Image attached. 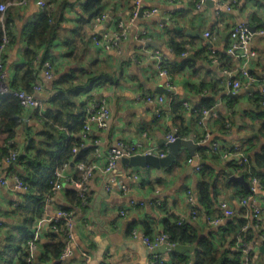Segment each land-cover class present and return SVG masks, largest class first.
I'll list each match as a JSON object with an SVG mask.
<instances>
[{
    "label": "crops",
    "instance_id": "1",
    "mask_svg": "<svg viewBox=\"0 0 264 264\" xmlns=\"http://www.w3.org/2000/svg\"><path fill=\"white\" fill-rule=\"evenodd\" d=\"M84 1L68 0L61 28L57 29L49 50L51 79L44 77L40 67L35 82L40 84L41 89L29 93H34L43 103L44 114L51 107L49 98L57 91L55 82L67 77L66 84L72 87L71 92L78 95L87 93V96L104 99L107 103L110 111L107 127H93L78 149L87 161L94 159L96 147L100 152L88 183L89 202L73 206L66 191L74 187L65 179L62 180V189L43 207V212H30L21 207L16 209L23 201L24 191L16 187L15 177L22 179L26 177V172L23 162L15 166L2 162L0 178L5 179V183H0V264H17L19 251L16 243L22 246L23 232L31 235L39 219L43 223L32 252L33 260L40 257L46 245L54 250L57 241L64 243V226L59 229L48 219L65 206L72 211L75 222L72 253L68 258L59 257L60 260L50 254L40 264H147L149 252L139 240L131 237V230L136 228L154 235L163 231V220L173 221L181 215L187 217L191 206L202 210L198 204V187L203 179L208 178L216 187L213 192L211 186L214 204L209 210H213L219 200H225L233 208L234 215L215 226L207 224L202 218L187 219L185 222L196 232L198 240L211 239L217 252L229 246L230 242H233L231 248H236L235 242L243 238L235 237L227 228V223L241 217L238 199L242 190H249L252 178H258L252 174L251 168L256 167L255 159L264 146V105L259 103L257 85L233 92L226 87L227 77L221 70L226 69L232 78H239L238 73L244 66L254 77L264 79V36L252 37L248 44V57L240 56V49L233 54L227 50L231 45L229 31L235 24L245 23L251 30L261 26L264 0H236L230 11L221 10L220 18L215 15L218 3L231 0H211V4L205 2L200 7L196 6L197 0H141L144 9H156L157 12L148 17L140 14L129 25L127 36L117 47L108 50L94 45L91 36L112 34L119 30V24L130 23L133 0H103L102 13L106 16L96 24L80 23ZM11 12L13 36L2 53L4 81L20 86L15 68L24 61L26 40L23 29L39 19L43 9L37 6L36 0H27L22 7L13 6ZM140 29L146 30L145 42L135 37ZM205 32H210L211 37L205 38ZM171 40L184 41L188 55L184 57L182 53L171 51ZM208 42L216 57L210 53ZM153 50L160 51L169 59L166 63L170 68L169 78L156 70L150 58ZM92 74L98 76L88 81ZM169 82L171 88L167 86ZM77 83L82 85L75 88ZM159 86L168 93L157 92ZM152 93L164 98L161 116L157 118L154 116L156 106L138 98ZM202 107L209 112L203 114L200 111ZM78 113L82 117L83 110ZM42 124L34 119L30 109H22L15 134L19 152L28 146L29 138L34 140L33 145L40 148L41 132L45 131ZM55 127L51 137L62 139L66 131L61 128L67 127ZM170 132L177 133V138L189 139L198 145L194 150V157L199 161L197 164H192L190 151L181 146L169 165H132L121 158L110 173L104 172L107 151L117 141L158 147L167 150L168 154L166 135ZM215 142L229 149L242 150L248 157L245 167L250 165L247 178L241 175V170L232 167L233 161L221 160L211 152ZM49 153L52 157V152ZM66 164V176L76 178L74 162ZM197 165H200L198 170ZM258 168L264 171L263 167ZM50 175L53 178V174ZM233 176L243 177L248 187L230 179ZM258 181L256 202L262 209L260 227L253 225L256 230L248 245L255 264H264V250H261L264 237L259 233L264 234V187L259 178ZM122 185L129 188L125 194L121 192ZM189 196L193 204H190ZM130 200L137 204L129 206ZM122 206L125 208L124 215L119 214ZM249 221L251 225L254 222L252 219ZM186 245L192 250L176 252L162 247L160 252L171 264L181 259H185L184 264H193L197 245Z\"/></svg>",
    "mask_w": 264,
    "mask_h": 264
},
{
    "label": "trees",
    "instance_id": "2",
    "mask_svg": "<svg viewBox=\"0 0 264 264\" xmlns=\"http://www.w3.org/2000/svg\"><path fill=\"white\" fill-rule=\"evenodd\" d=\"M14 0H0V3L12 2ZM47 3H54V6L49 9H43L42 16L27 25L23 29V35L26 40V48L23 52L24 61L21 65L15 68V73L17 78H19L20 86L14 85L9 82L8 85L11 89L24 90L25 92H32L33 85L36 83L37 72L41 67L43 69V63L49 61L52 64L50 58V48L52 47L53 38L56 37L57 29L61 28V22L63 20V11L68 4V0H45ZM103 0H85L83 5V15L79 19L81 24H88L89 22L94 23L95 17L100 16L103 12ZM60 4V5H58ZM15 5L7 7V9L1 14L0 12V48L3 44L4 36H8L10 41L12 39L11 34V22H12V8ZM14 38V37H13ZM83 38V37H82ZM86 38V36H84ZM92 38V36H91ZM9 41V43H10ZM8 43V44H9ZM70 45V43H69ZM171 51L178 53L186 52L184 41H174L171 40L169 43ZM3 51L0 49V61L3 65ZM72 52V50H71ZM213 57H216V52H214ZM167 73H170L169 66L164 65ZM91 75V74H89ZM98 74H92L88 81L96 78ZM67 77H62L55 82L57 91L49 98V103L51 107L47 111L42 112V118L38 121L43 123L45 129L41 132L40 148L34 144V140L28 139V146L19 152L18 145L10 146L7 143L9 140H15V134L17 128L20 124V117L22 114V107L19 101L13 96H7L0 99V167L1 161L6 157L11 149H15L16 158L15 162L9 164V166H15L23 162L24 171L26 172V177L20 179L22 183L26 186V191L24 192V198L22 203L16 206V209L25 208L26 211L37 210L43 212L45 198L50 194L52 187L51 175L53 170L60 164L66 162H74L76 164L80 161H87L82 158L81 151L78 149L82 146L84 139H82L78 134L82 128L81 119L84 114V108L86 102L90 100L91 96H87V93L76 94L71 92L72 87H67ZM82 83H77L75 88H79ZM260 103V98L258 96ZM77 110V111H76ZM79 110H83L82 117L79 115ZM34 117L36 113L33 112ZM55 125L66 126L64 131L66 135L62 139H54L51 137ZM264 127V123L262 124ZM64 128V127H63ZM178 136V134L176 133ZM76 147L77 151L73 152L72 149ZM47 151V152H46ZM52 152V157H49V153ZM78 153V154H77ZM83 153V152H82ZM255 159L256 167L251 168L252 174H255L260 179L262 186L264 187V171L260 170L258 167L264 168V146L259 152V155ZM232 163V162H231ZM233 168L241 170V175L247 178V171H250L249 167H238L232 164ZM21 177V176H20ZM18 178V177H17ZM257 178V177H256ZM257 178V179H258ZM214 182L209 178L203 179L199 183L198 187V204L202 207V210H209L214 204L213 198L211 196V186L213 192L216 187L213 186ZM249 190H242L241 196L247 195ZM66 194L70 196L71 203L77 202L79 204V198L76 195L75 189L67 190ZM19 207V208H18ZM61 210L71 211L69 207H62ZM198 210H200L198 208ZM36 212V211H35ZM37 212V213H38ZM245 209L241 208L239 215L243 214ZM28 214V213H26ZM36 214V213H35ZM23 215H25L23 213ZM29 215V214H28ZM28 218L29 216L26 215ZM250 218H246L243 215L239 218H235L234 221L227 223V228L234 233L235 237H241L243 239L235 242L236 248H231L233 242L229 243V246L223 248L221 252L215 250V246L211 239L201 238L197 239V234L192 230L189 223H178L176 218L173 221L168 219L163 220V231L169 235V240L175 244L190 245L196 244L197 248L195 250V261L193 264H243V251L242 246L239 243H246L248 245L249 239L253 238L254 231L253 228L255 222L249 221ZM31 220V217L28 218ZM64 226L63 221L56 222V226L61 229ZM260 227V226H259ZM258 227V228H259ZM255 229V230H254ZM61 231V230H59ZM261 235V231H259ZM32 234V233H31ZM29 232H23L21 238L23 241L22 246H18L19 258L17 264H40L42 261L46 260L51 254L52 257L59 259L61 254V248H63V242H56L55 249H48L46 245L44 252L40 257L28 258L29 253L25 250L27 246V241L31 238ZM239 246V247H238ZM249 248V245H248ZM248 256H250L252 264H255L253 260L252 251L249 248ZM60 260V259H59ZM185 259H181L179 262H174V264H184ZM59 264V263H57Z\"/></svg>",
    "mask_w": 264,
    "mask_h": 264
},
{
    "label": "built area",
    "instance_id": "3",
    "mask_svg": "<svg viewBox=\"0 0 264 264\" xmlns=\"http://www.w3.org/2000/svg\"><path fill=\"white\" fill-rule=\"evenodd\" d=\"M197 7H200L203 3H205L206 0H197ZM27 3V0H14L12 2H6V3H0V12L1 14L7 9V7L15 5V6H24ZM236 3V0H231L227 3H218L217 8L215 10V15L217 18L221 17V10L230 11L232 9V6ZM36 4L41 9H49L54 6V3H47L45 0H36ZM157 12L156 9H144L142 6L141 0H133V12L131 15L130 23L128 24H119V30L117 32H114L112 34L109 33H103L102 35H92L91 41L96 46H101L103 49H112L118 46L119 42L124 39L127 36L128 27L131 23L134 22V20L140 15L144 16H151ZM106 16V13H102L100 16L95 17L94 24L101 21ZM146 30L140 29L135 37L140 40L141 42H145ZM254 35H261L264 36V19L261 23V26L258 29L251 30L250 27L245 23H237L235 24L232 29L229 31V37L231 40V45L228 47V52L230 54H233L237 49L241 50L240 56L248 57V44L252 37ZM205 38H210L211 33L205 32L204 33ZM10 41V38L8 36H4L3 44L1 45L2 50L6 48V45H8ZM208 47L210 53H214L215 50L212 48V46L208 42ZM188 55L187 52H183L182 56L186 57ZM150 58L153 60L156 70L159 74L164 75L166 78H169L170 76L167 73V70L165 69L164 65H166L167 62H169V59L160 51L153 50L150 54ZM216 61V60H214ZM218 63V62H217ZM51 69L52 64L49 61H45L43 63V74L44 77L49 80L51 79ZM227 77L225 85L227 88H230L233 92L239 90L240 88H249L252 85L258 86V96L260 98V102L262 105H264V79H259L254 77L249 70L242 66V68L239 71V78H232L229 71L226 69L221 70ZM168 88H171L172 85L167 83ZM41 89V86L39 83H35L33 85V92H38ZM0 96H14L18 101L19 104L23 109H30L32 113H36V116L34 119L38 122L42 118V102L35 96L34 93H28L24 90H15L11 89L9 85L4 81V72H3V65L0 61ZM1 98V97H0ZM138 98H141L147 103L154 104L156 106L154 116L155 118L160 117L163 109V102L164 98L160 94H143V96H138ZM200 111L203 114H207L209 112L208 109L202 107ZM34 116V115H33ZM110 116V111L108 108L107 103L104 99H98V98H91L86 102L85 108H84V114L81 119L82 128L79 132V136L82 139H86L89 132L92 130L93 127H97L98 129H105L108 124ZM213 116L216 117V115L213 113ZM62 130H65V128H61ZM177 138V135L170 132L166 135V145L170 142H173ZM97 142V141H96ZM7 143H9L10 146L16 145L15 140H9ZM73 152L77 151V148L74 147L72 149ZM94 159H91L90 161H80L77 162L76 170H77V177L73 178L72 176L67 177L65 172V169L67 167L66 163L60 164L53 170V180H52V187L50 194H48L45 198L44 206L53 198L54 194L57 193L58 190H61L63 187L62 180H67L69 183L72 184L76 191V195L79 198V204L77 202H73V206L78 205H84L89 202V194H88V183L91 179V177L94 174V170L96 169V164L94 163L97 157H99V149L96 147L94 150ZM16 150L11 149L6 157L1 161L7 164H10L12 162H15L16 158ZM211 152L214 155H217L221 160H229L230 162L233 161L234 164H236L238 167L244 168L245 165L248 163V157L242 152L240 149H229L221 144H218L217 142L213 143L211 146ZM134 155H151L155 157H165L167 155V150L163 151L158 147H143L142 144L136 142V143H128L123 140H119L115 143L114 146L110 147L107 151V162L104 167L105 173H110L118 160L121 158H130ZM2 165V164H1ZM200 168V165L196 166V169L198 170ZM0 183L4 184L5 179L0 178ZM15 185L18 189L22 191H26V186L22 183V181L15 177ZM259 187V181L256 177H253L251 180V185L249 187V193L244 196H240L238 199L239 207L242 209H245V212L241 214L246 218H250L255 222V227L260 226L259 218L262 214V209L258 206L256 202V191ZM108 188V185H107ZM129 191V188L125 185L121 186V192L124 194ZM189 202L190 204H193L191 196H189ZM137 203H133L131 200L129 201V206H134ZM128 206V207H129ZM233 208L229 205V203L225 200H219L216 204L215 208L213 210H198L197 206H191L189 215L186 217L184 215L177 216L176 220L177 222L184 223L187 219L197 220L202 218L207 224L210 225H218L223 221L224 218L230 217L234 215ZM119 214L124 215L125 214V208L122 206L119 208ZM48 220H50L52 223H56L58 221L64 222V246L61 250L60 258H68L71 253V244L74 239V218L72 211H65L59 209L56 214H54L52 217H50ZM43 223L42 219H39L37 221V227L34 232H32V237L27 241V246L25 250L29 253L28 258L32 257V252L34 250V247L36 246V240L39 237L38 230L41 227V224ZM131 237L134 239L139 240L148 250L149 252V261L147 264H171L165 258L160 252V249L162 247H166L169 249H173L176 245L172 241L169 240V235L165 233L164 231H158L154 235H149L148 233L144 231L137 230L136 228H133L130 233ZM264 237V235H262ZM242 246V251L244 253L243 255V264H252L250 256H248V245L246 243H239ZM239 247V246H238ZM88 261V259H86Z\"/></svg>",
    "mask_w": 264,
    "mask_h": 264
},
{
    "label": "water",
    "instance_id": "4",
    "mask_svg": "<svg viewBox=\"0 0 264 264\" xmlns=\"http://www.w3.org/2000/svg\"><path fill=\"white\" fill-rule=\"evenodd\" d=\"M207 4H211V0H206L205 1ZM157 92H164L168 93V90L164 89L162 86H159L157 88ZM169 146V152L165 157L158 158L155 156L151 155H135L132 156L128 159L123 158V160L128 161L129 164L132 165H152L155 167H159L160 165H169L171 162H173L175 156L177 155L179 148L181 146L186 147L191 155H192V164H197L199 161L197 160L196 157H194V150L198 147V145L194 144L192 140H186L182 138H176L173 142H170L167 144ZM230 179H232L235 182H240L244 184L246 187H248L247 182L244 181L243 177L241 176H233ZM176 252H182L184 250H192V247L187 246V245H182V244H176L173 248ZM261 250H264V247H261Z\"/></svg>",
    "mask_w": 264,
    "mask_h": 264
}]
</instances>
